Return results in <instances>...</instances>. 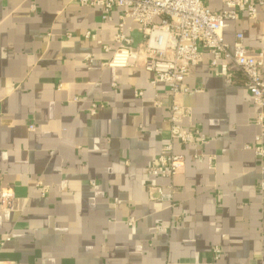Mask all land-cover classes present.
Wrapping results in <instances>:
<instances>
[{
    "label": "crops",
    "instance_id": "1",
    "mask_svg": "<svg viewBox=\"0 0 264 264\" xmlns=\"http://www.w3.org/2000/svg\"><path fill=\"white\" fill-rule=\"evenodd\" d=\"M222 1L205 3L215 13ZM121 13L115 8L103 21L99 8L76 0H0V191L15 198L14 210L0 208V261L264 264L260 162L246 148L260 109L234 65L220 59L212 67L204 53L185 78L190 93L175 102L190 108L206 143H174L182 172L151 176L171 140L170 102L153 106L167 87L151 86L141 67L102 66ZM126 28L134 47L143 41L136 24ZM238 33L247 49L264 48V7L221 30L229 46ZM168 184L177 189L171 206L155 199Z\"/></svg>",
    "mask_w": 264,
    "mask_h": 264
},
{
    "label": "built area",
    "instance_id": "2",
    "mask_svg": "<svg viewBox=\"0 0 264 264\" xmlns=\"http://www.w3.org/2000/svg\"><path fill=\"white\" fill-rule=\"evenodd\" d=\"M82 8H99L103 21L111 20V12L115 8L122 10L117 24V32L112 47L103 46V51L110 53L102 66L112 69L141 67L152 74L150 85L164 84L167 90L163 94L154 95L153 106L161 108L164 100L169 99L167 122L170 125V142L156 158L150 168L151 176L171 180L182 172L184 157L174 152V143L186 146L192 143L204 145L205 136L190 123V108L175 102L178 95L190 93L184 81L187 75L202 61L204 53L211 55L210 64L217 67L220 59L229 60L240 74L243 87L253 103L260 109L254 120L258 132L250 149L260 162L259 190L264 192V48L249 50L243 45V36H234L231 46L225 43L221 30L226 21H237L240 14L249 20L256 19L257 10L264 7V0H223V9L212 12L205 0H76ZM136 24L143 41L132 45L126 23ZM85 38L94 39L91 32ZM91 62L89 56L85 57ZM226 83H231V74ZM61 85H58L60 89ZM197 89L195 92H199ZM141 96V92L135 93ZM76 100V99H75ZM92 105L89 113L96 112ZM29 130L34 126L29 125ZM211 161V158H209ZM40 195L47 193L41 183L36 184ZM155 199L171 206L177 189L173 184L158 187ZM14 193L10 189L0 191V208L3 211L15 209ZM8 240V239H6ZM221 251L214 247L211 259L218 260ZM0 264H13L0 261Z\"/></svg>",
    "mask_w": 264,
    "mask_h": 264
}]
</instances>
